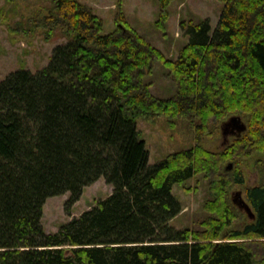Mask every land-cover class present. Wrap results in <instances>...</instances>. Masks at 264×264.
Returning a JSON list of instances; mask_svg holds the SVG:
<instances>
[{"label":"trees","instance_id":"obj_1","mask_svg":"<svg viewBox=\"0 0 264 264\" xmlns=\"http://www.w3.org/2000/svg\"><path fill=\"white\" fill-rule=\"evenodd\" d=\"M174 1L154 0L160 38ZM217 1L214 28L209 18L180 20L186 40L172 58L130 24L123 0L108 33L80 0H49L45 38L59 29L67 41L37 71L0 81V264H264V0ZM157 64L173 81L169 95L152 89ZM154 116L187 119L194 145L149 164L137 120ZM231 116L245 130L206 149L209 127ZM245 159L260 176L244 187L250 214L231 191ZM199 174L205 215L176 228L182 204L172 188ZM100 177L112 186L107 197L44 231L47 198L69 193V213Z\"/></svg>","mask_w":264,"mask_h":264},{"label":"rangeland","instance_id":"obj_2","mask_svg":"<svg viewBox=\"0 0 264 264\" xmlns=\"http://www.w3.org/2000/svg\"><path fill=\"white\" fill-rule=\"evenodd\" d=\"M80 1L102 17L103 32L108 33L113 27V14L118 0ZM49 5V0H0V8L5 11L4 18L0 21V81L9 72L17 69L37 71L49 62L53 48L67 41L59 29H55L49 39L45 38L41 18ZM221 6L217 0H175L169 7L170 16L166 35L160 38L152 26L156 18L154 0H123L124 13L130 24L141 34L146 35L167 57L172 58L177 56L179 48L186 40L179 26L180 20L209 18L214 28L219 19ZM155 68V75H152L154 93L160 96L169 95L174 90L173 81L163 76L164 70L159 64L155 65ZM209 128L214 136L202 137L201 144L213 152L222 150L234 136L241 134L229 129L222 130L219 127L210 126ZM137 129L145 141L149 164L158 162L170 153L189 149L196 142L195 129L187 119L181 117L173 119L167 116H154L151 119L139 118ZM239 167L244 182L242 185H234L231 189L236 205H240L241 198L245 197L244 187L260 179L254 159L243 160ZM206 183L207 181L199 174L183 184L173 186L172 194L180 200L182 211L170 221L171 225L176 228L199 226L200 218L205 215L201 209L202 203L209 195ZM111 191V185L100 177L97 182L83 188L80 198L72 205L69 213L65 210L69 193L47 198L41 218L44 231L56 232L71 217L79 215L99 199L107 197ZM242 210H244L243 207ZM246 219L247 216L244 213L242 220Z\"/></svg>","mask_w":264,"mask_h":264},{"label":"water","instance_id":"obj_3","mask_svg":"<svg viewBox=\"0 0 264 264\" xmlns=\"http://www.w3.org/2000/svg\"><path fill=\"white\" fill-rule=\"evenodd\" d=\"M238 120V121H240V122H242L241 121V119L238 117V116H231V117H229L227 120H225L222 124H221V128H222V130H225L224 128H223V126H224V124H227V123H231L232 122V120ZM242 128L240 129V131H238V132H236V133H242L241 131L242 130H244L245 128H246V126H245V124L242 122ZM240 207H243L244 208V210L247 212V213H249L250 214V208H249V206H248V204L242 199L241 201H240V205H239Z\"/></svg>","mask_w":264,"mask_h":264},{"label":"flooded vegetation","instance_id":"obj_4","mask_svg":"<svg viewBox=\"0 0 264 264\" xmlns=\"http://www.w3.org/2000/svg\"><path fill=\"white\" fill-rule=\"evenodd\" d=\"M242 126H243L242 122H240V121L235 119V120H232L231 123L224 124L223 128L224 129H229L232 132H238V131H240Z\"/></svg>","mask_w":264,"mask_h":264},{"label":"crops","instance_id":"obj_5","mask_svg":"<svg viewBox=\"0 0 264 264\" xmlns=\"http://www.w3.org/2000/svg\"><path fill=\"white\" fill-rule=\"evenodd\" d=\"M99 180V179H98ZM98 180H96V182L98 181ZM95 183V182H94ZM112 187V186H111ZM102 199V198H101Z\"/></svg>","mask_w":264,"mask_h":264},{"label":"bare ground","instance_id":"obj_6","mask_svg":"<svg viewBox=\"0 0 264 264\" xmlns=\"http://www.w3.org/2000/svg\"><path fill=\"white\" fill-rule=\"evenodd\" d=\"M220 129H221V127H220ZM221 132V131H220Z\"/></svg>","mask_w":264,"mask_h":264}]
</instances>
